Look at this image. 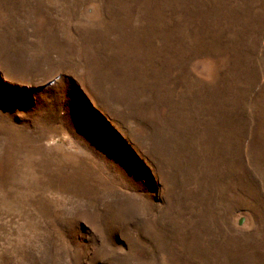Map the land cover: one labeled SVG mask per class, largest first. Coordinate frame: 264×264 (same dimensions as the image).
Instances as JSON below:
<instances>
[{
    "label": "rangeland",
    "instance_id": "obj_1",
    "mask_svg": "<svg viewBox=\"0 0 264 264\" xmlns=\"http://www.w3.org/2000/svg\"><path fill=\"white\" fill-rule=\"evenodd\" d=\"M0 264H264V0H0Z\"/></svg>",
    "mask_w": 264,
    "mask_h": 264
}]
</instances>
